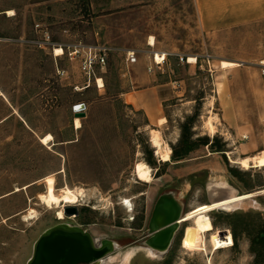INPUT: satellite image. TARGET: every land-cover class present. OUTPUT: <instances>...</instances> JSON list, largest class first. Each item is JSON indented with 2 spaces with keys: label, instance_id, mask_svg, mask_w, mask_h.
<instances>
[{
  "label": "rangeland",
  "instance_id": "rangeland-1",
  "mask_svg": "<svg viewBox=\"0 0 264 264\" xmlns=\"http://www.w3.org/2000/svg\"><path fill=\"white\" fill-rule=\"evenodd\" d=\"M37 24L63 46L111 47L101 72L105 89H87L78 62L68 55L56 60L36 46ZM127 51L137 52L136 64L126 63ZM153 51L167 58L149 72ZM263 60L264 21L208 34L195 0H0V83L28 120L0 126V264H29L37 241L62 223L87 231L97 247L121 243L100 264H264V169L246 171L230 160L264 151ZM153 84L160 86L166 122L150 128L127 94ZM77 104L87 106L79 130ZM9 113L1 101L0 120ZM151 129L172 149L170 162L156 155ZM47 134L54 139L45 146L40 138ZM142 169L152 170L150 184L138 180ZM50 176L58 193L85 191L72 206L79 216L64 209L59 221L57 210L40 203L42 180ZM221 183L230 190L224 201L251 200L219 210L209 186ZM167 203L170 222L181 221L179 236L167 255L150 256L152 223ZM30 209L38 219L26 221ZM199 214L211 218L212 233L194 230Z\"/></svg>",
  "mask_w": 264,
  "mask_h": 264
},
{
  "label": "bare ground",
  "instance_id": "bare-ground-1",
  "mask_svg": "<svg viewBox=\"0 0 264 264\" xmlns=\"http://www.w3.org/2000/svg\"><path fill=\"white\" fill-rule=\"evenodd\" d=\"M14 14H15L14 11H10L8 13V15L10 16H14ZM150 45L152 46L155 45L154 38H151ZM56 53H57V56H60L61 50H57ZM157 60L158 62H162L163 59L159 55L157 57ZM189 63L196 64L197 59L190 58ZM165 122H166V119L160 120L158 122V126H161ZM75 126L77 130L83 127L82 122L79 118L75 119ZM207 127L212 135H215L217 133V127L215 126L213 119L210 118L207 121ZM150 136H151L152 147L155 149L156 155L160 158L161 162L163 163L170 162L172 160L171 158L172 149L162 138L161 132L155 129L151 130ZM51 141H53V137L50 135L42 139V144L50 145ZM230 160L233 163V165L234 164L240 165L246 171L251 170V169H264V151L253 157H246V158H242L239 160H233L232 158H230ZM138 180L143 183L150 184L153 181L152 170L142 169L138 173ZM45 181L47 180L46 179L42 180V182H45ZM209 187H210V190L212 191V197L214 201L216 202V207L219 210L234 211L238 209L240 205L251 200L250 198H243V199H238V200H233V201H224L223 200L224 194L230 193L228 185H226L225 183H221L219 185H210ZM84 198H85V191L83 189L75 191V190L70 189L69 187H66V188L61 189L60 192L58 193V190L54 189L53 185L49 184L48 182L46 185V192L44 194L38 195V199L40 203L46 209H48L49 211L57 210V216H58L59 221L64 220L63 211L65 208L76 205L79 201L84 200ZM121 205L129 211H133V204L130 199H123V202ZM169 208L171 207L169 206L168 203L166 204V206L164 205L163 209L159 208L157 215L155 216V221L152 223V234L148 241V253L150 254V256L167 255L175 238L180 232L181 221L174 220L170 222L172 211ZM39 216L40 215L36 210L30 209L28 211V215H26V221H29L32 218L38 219ZM193 226H194V230L200 236L212 233L214 231L213 222L211 218L206 214L197 215L193 219ZM58 227L66 231H69V232L81 231L85 234H88L92 238V236L87 231H85L84 229L80 227L73 226L71 224L62 223ZM92 241L96 245L95 240L93 238H92ZM105 244L112 246V249L114 252L120 249L122 246L120 242H116L113 240H108L105 242ZM134 250L132 249L131 251L124 253L122 257V261L128 262L130 258L132 257ZM105 260L103 259L100 262L103 263L105 262Z\"/></svg>",
  "mask_w": 264,
  "mask_h": 264
},
{
  "label": "crops",
  "instance_id": "crops-1",
  "mask_svg": "<svg viewBox=\"0 0 264 264\" xmlns=\"http://www.w3.org/2000/svg\"><path fill=\"white\" fill-rule=\"evenodd\" d=\"M195 5L201 27L208 34L233 30L237 27L264 21V0H195ZM17 77L19 78L18 75ZM5 90L6 88L0 83V102L4 101L10 109V113L0 120V126L13 118L28 124L25 115L15 107V99L10 98ZM15 90H20V86L16 85ZM127 97L133 99V103H130V105L145 113L150 128L159 127L158 122L166 118L163 101L160 97V86L153 84L141 91L129 93ZM29 129L32 131L30 127ZM50 135L47 134L40 138L41 143L43 138ZM51 136L53 137V135ZM51 178L53 176L44 178L47 181L43 184H47L49 180H52ZM33 185L35 184H31V186ZM28 188L24 187L21 191ZM224 196L223 200L226 198V194Z\"/></svg>",
  "mask_w": 264,
  "mask_h": 264
},
{
  "label": "built area",
  "instance_id": "built-area-1",
  "mask_svg": "<svg viewBox=\"0 0 264 264\" xmlns=\"http://www.w3.org/2000/svg\"><path fill=\"white\" fill-rule=\"evenodd\" d=\"M37 32L40 33V38L33 43L38 46L40 49L52 51L53 57L58 60L66 55L70 57L71 60H74L80 64V69L82 73L87 78V89L90 88L93 84L95 87L102 91L105 89L104 78L101 76V72L106 68L108 59L112 53V48L105 44H92L87 45L83 43H74L67 46L60 45L56 43L50 33L47 30H44L41 24L36 25ZM152 47V45H151ZM57 50H61V55L57 56ZM154 54V64L149 66V72H154L155 67L158 68L166 63V54H160L152 52ZM161 56L163 59L162 62H158L157 57ZM190 58H187V63H189ZM181 61L184 62V58H181ZM138 62L137 52L136 51H127L126 53V63L128 65H133ZM198 63V59H197ZM196 63V64H197ZM194 64V65H196ZM260 70L264 75V60L258 65ZM160 69V68H159ZM102 83V84H100ZM87 110L86 104H77L74 106V113L79 115L85 113ZM86 114V113H85Z\"/></svg>",
  "mask_w": 264,
  "mask_h": 264
},
{
  "label": "water",
  "instance_id": "water-1",
  "mask_svg": "<svg viewBox=\"0 0 264 264\" xmlns=\"http://www.w3.org/2000/svg\"><path fill=\"white\" fill-rule=\"evenodd\" d=\"M86 116L85 113L77 115L78 118ZM65 214L68 217L79 216V209L67 207ZM113 252L112 246L108 244L97 247L88 234L56 227L37 241L29 264H100Z\"/></svg>",
  "mask_w": 264,
  "mask_h": 264
},
{
  "label": "trees",
  "instance_id": "trees-1",
  "mask_svg": "<svg viewBox=\"0 0 264 264\" xmlns=\"http://www.w3.org/2000/svg\"><path fill=\"white\" fill-rule=\"evenodd\" d=\"M175 154H176V153H175ZM179 157H180V156H176V155H175V158H179ZM178 236H179V234H178ZM178 236H177V237H178ZM177 237H176V238H177Z\"/></svg>",
  "mask_w": 264,
  "mask_h": 264
},
{
  "label": "flooded vegetation",
  "instance_id": "flooded-vegetation-1",
  "mask_svg": "<svg viewBox=\"0 0 264 264\" xmlns=\"http://www.w3.org/2000/svg\"><path fill=\"white\" fill-rule=\"evenodd\" d=\"M80 213V212H79ZM80 215V214H79Z\"/></svg>",
  "mask_w": 264,
  "mask_h": 264
}]
</instances>
